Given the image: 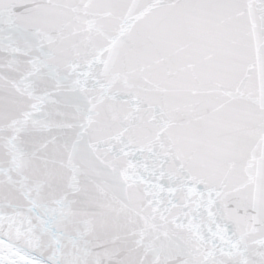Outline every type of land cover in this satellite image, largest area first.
I'll return each mask as SVG.
<instances>
[{
  "label": "snow or ice",
  "instance_id": "1",
  "mask_svg": "<svg viewBox=\"0 0 264 264\" xmlns=\"http://www.w3.org/2000/svg\"><path fill=\"white\" fill-rule=\"evenodd\" d=\"M0 264H264V0H0Z\"/></svg>",
  "mask_w": 264,
  "mask_h": 264
}]
</instances>
